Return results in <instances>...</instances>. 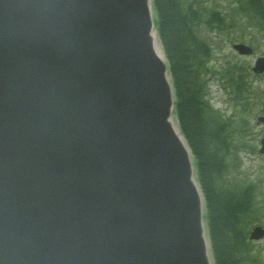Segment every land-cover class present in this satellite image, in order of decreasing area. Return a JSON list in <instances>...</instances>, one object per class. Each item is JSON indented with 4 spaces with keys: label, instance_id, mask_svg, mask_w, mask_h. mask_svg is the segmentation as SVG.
I'll list each match as a JSON object with an SVG mask.
<instances>
[{
    "label": "water",
    "instance_id": "water-1",
    "mask_svg": "<svg viewBox=\"0 0 264 264\" xmlns=\"http://www.w3.org/2000/svg\"><path fill=\"white\" fill-rule=\"evenodd\" d=\"M155 30L150 0H0V264H212Z\"/></svg>",
    "mask_w": 264,
    "mask_h": 264
},
{
    "label": "trees",
    "instance_id": "trees-1",
    "mask_svg": "<svg viewBox=\"0 0 264 264\" xmlns=\"http://www.w3.org/2000/svg\"><path fill=\"white\" fill-rule=\"evenodd\" d=\"M154 2L176 88L180 126L196 156L198 178L206 196L215 262L264 264V250L248 236L256 218L264 215V187L259 181H244L237 176L241 162L230 135L232 131H228L230 123L205 98L204 73L212 55L209 44L198 35V27L206 14L208 22L220 16L222 0ZM237 2L242 9L261 3ZM239 131L242 133L243 127Z\"/></svg>",
    "mask_w": 264,
    "mask_h": 264
},
{
    "label": "rangeland",
    "instance_id": "rangeland-1",
    "mask_svg": "<svg viewBox=\"0 0 264 264\" xmlns=\"http://www.w3.org/2000/svg\"><path fill=\"white\" fill-rule=\"evenodd\" d=\"M224 7V4L222 5ZM242 17V22L238 31L236 32L237 38H242V40H248V43L253 42L256 45L257 54H261L264 52V40H261L259 37L258 30L255 28L256 26L250 27V18L248 17L247 12H240ZM232 30L227 33L229 38H233L234 34H232ZM261 36V35H260ZM209 37L217 42V32H211ZM230 43V42H229ZM221 48V49H220ZM221 52V54H220ZM215 59H214V67H219V63L223 62H231L235 61V58L241 62L246 63L250 66L252 62L255 61V57L257 56H244L238 54L235 50L232 49L226 42L215 46L214 50ZM217 62V63H216ZM236 76H240V72L235 73ZM249 76V73L245 76L246 78ZM250 81L255 87L253 90V95L259 98V106L255 107L253 104V108L251 110V105L246 109L247 112V120L250 121V126L247 129L248 135H242V138L235 139L236 144L239 145L238 149V158L241 162L238 165V173L237 176L242 180H253L259 181L260 185L264 187V156H262L258 152L257 143L261 135H264V123L257 122V115L260 113L261 109L264 105V78L262 76H256L250 74ZM209 90L208 95L211 98L212 104L217 107L220 113L225 114L228 118L232 119L234 123H241V120L236 117L234 114V105L229 101L228 93L226 88L223 86V82L218 80L217 76H214L209 80ZM241 115V112H238ZM258 123V124H257ZM234 175V174H233ZM230 175V176H233ZM236 176V177H237ZM256 224H263L264 226V215L261 218H256ZM254 226V225H253ZM252 228V227H251ZM258 248H262L264 250V238L258 242H256Z\"/></svg>",
    "mask_w": 264,
    "mask_h": 264
},
{
    "label": "flooded vegetation",
    "instance_id": "flooded-vegetation-1",
    "mask_svg": "<svg viewBox=\"0 0 264 264\" xmlns=\"http://www.w3.org/2000/svg\"><path fill=\"white\" fill-rule=\"evenodd\" d=\"M260 55H264V52L261 53V54H258L257 57L260 56ZM254 63L255 62H253V63L250 64V66L248 68V72H250L251 74L256 75V76H262L264 78V72L258 73V72H254L252 70V66H253ZM249 78H250V76L247 79H249ZM254 99L255 100L253 101L252 106H251L252 108H253V104L255 105V107H258L259 106V98L257 96H255ZM259 116L264 117V105H263V108L261 109L260 113H258V117ZM258 117H257V119H258Z\"/></svg>",
    "mask_w": 264,
    "mask_h": 264
},
{
    "label": "bare ground",
    "instance_id": "bare-ground-1",
    "mask_svg": "<svg viewBox=\"0 0 264 264\" xmlns=\"http://www.w3.org/2000/svg\"><path fill=\"white\" fill-rule=\"evenodd\" d=\"M153 35H154V38H155V43H156V48H157V50H158L161 54H163L162 44H161V42L159 41V37H158V34H157L156 30L153 32ZM208 244H209V242H208Z\"/></svg>",
    "mask_w": 264,
    "mask_h": 264
}]
</instances>
